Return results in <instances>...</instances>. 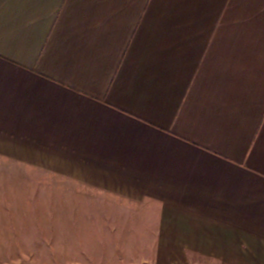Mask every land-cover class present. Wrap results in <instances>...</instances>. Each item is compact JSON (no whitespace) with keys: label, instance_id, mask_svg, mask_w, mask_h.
<instances>
[{"label":"crops","instance_id":"crops-1","mask_svg":"<svg viewBox=\"0 0 264 264\" xmlns=\"http://www.w3.org/2000/svg\"><path fill=\"white\" fill-rule=\"evenodd\" d=\"M14 169L120 264H264V0H0Z\"/></svg>","mask_w":264,"mask_h":264},{"label":"rangeland","instance_id":"rangeland-1","mask_svg":"<svg viewBox=\"0 0 264 264\" xmlns=\"http://www.w3.org/2000/svg\"><path fill=\"white\" fill-rule=\"evenodd\" d=\"M21 175L0 170V264H120V219L70 217L52 186L22 184Z\"/></svg>","mask_w":264,"mask_h":264}]
</instances>
